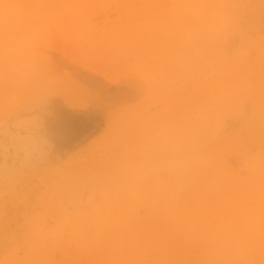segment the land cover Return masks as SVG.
I'll return each mask as SVG.
<instances>
[{
	"label": "rangeland",
	"instance_id": "374dc122",
	"mask_svg": "<svg viewBox=\"0 0 264 264\" xmlns=\"http://www.w3.org/2000/svg\"><path fill=\"white\" fill-rule=\"evenodd\" d=\"M0 264H264V0H0Z\"/></svg>",
	"mask_w": 264,
	"mask_h": 264
}]
</instances>
